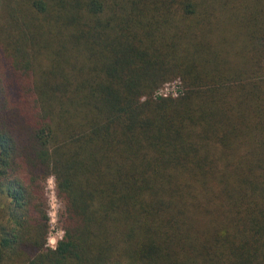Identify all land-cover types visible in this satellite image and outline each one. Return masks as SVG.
Masks as SVG:
<instances>
[{
	"label": "trees",
	"instance_id": "1",
	"mask_svg": "<svg viewBox=\"0 0 264 264\" xmlns=\"http://www.w3.org/2000/svg\"><path fill=\"white\" fill-rule=\"evenodd\" d=\"M0 264H264V0H0Z\"/></svg>",
	"mask_w": 264,
	"mask_h": 264
},
{
	"label": "rangeland",
	"instance_id": "2",
	"mask_svg": "<svg viewBox=\"0 0 264 264\" xmlns=\"http://www.w3.org/2000/svg\"><path fill=\"white\" fill-rule=\"evenodd\" d=\"M176 83L163 84L161 89L164 93H172L176 90ZM47 196L50 205L51 215V232L48 240L52 247H56L58 241L63 237L64 230L60 223V214L64 208V204L61 199L57 196L56 183L54 177H49L47 181Z\"/></svg>",
	"mask_w": 264,
	"mask_h": 264
},
{
	"label": "built area",
	"instance_id": "3",
	"mask_svg": "<svg viewBox=\"0 0 264 264\" xmlns=\"http://www.w3.org/2000/svg\"><path fill=\"white\" fill-rule=\"evenodd\" d=\"M172 83H176V90L172 93H164L161 89V87L155 92V96H178L179 94H181L183 88V83L182 80L180 78H176L174 80L168 81L164 84H172Z\"/></svg>",
	"mask_w": 264,
	"mask_h": 264
}]
</instances>
